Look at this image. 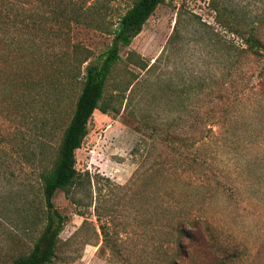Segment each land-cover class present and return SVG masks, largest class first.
Listing matches in <instances>:
<instances>
[{
    "label": "rangeland",
    "instance_id": "1",
    "mask_svg": "<svg viewBox=\"0 0 264 264\" xmlns=\"http://www.w3.org/2000/svg\"><path fill=\"white\" fill-rule=\"evenodd\" d=\"M14 1L44 16L46 40L42 33L33 42L40 56L68 53L74 44L100 53L111 35L67 17L98 8L114 22L130 3ZM224 1L264 43V0ZM208 3L163 0L119 50L105 86L111 110L92 112L74 151L75 168L90 176V198L85 186L73 192L78 204L56 191L53 205L69 218L47 264H177L185 244L177 228L192 229L194 218L211 258L199 245L189 264H264V60L214 23ZM21 37L23 57L13 66L32 75L39 69L29 36ZM128 52L137 63L125 61ZM78 89L66 92L60 122ZM25 108L19 115L0 106V134L23 135L20 151L0 143V264L25 253L37 232L25 202L38 194V181L22 158L39 148L49 158L62 127L43 138L46 108L37 101Z\"/></svg>",
    "mask_w": 264,
    "mask_h": 264
},
{
    "label": "trees",
    "instance_id": "2",
    "mask_svg": "<svg viewBox=\"0 0 264 264\" xmlns=\"http://www.w3.org/2000/svg\"><path fill=\"white\" fill-rule=\"evenodd\" d=\"M49 0H45L48 3ZM163 0H129L128 7L117 16L114 22L106 21L104 13L98 8L84 12H75L69 15L68 20L75 24H83L111 35L107 47L96 55L78 44L72 45L68 53L59 51L58 54L37 55L33 42L36 36L43 33L46 40L42 14L37 11L25 9L23 4L14 0H0V106L3 109L10 106L20 115V108L39 102L47 110V121L42 123L45 131L56 128L62 123L59 139L48 158L44 157L39 148L24 154L22 158L26 164L35 169L38 181V194L27 198L26 207L31 209L28 225L37 227V232L28 237L29 247L23 254H18L4 264H47L55 255L58 234L68 215L60 213L53 205L52 198L56 191H62L70 202L78 204L73 192L85 186L84 196L90 198V176L86 171L79 172L74 165V151L77 149L87 133V122L94 110L107 113L111 110L106 99L105 86L115 67L121 59L119 50L127 46L131 39L140 31L142 25L153 12L155 7ZM209 8L213 11V21L221 28L227 30L241 39L243 49L248 54L264 60V43L256 34V26L246 23L238 17L233 9L226 8L224 0H209ZM28 19L25 20L24 14ZM29 37V57L36 63L35 74L24 72L18 75L17 66L20 61L22 35ZM26 40V39H25ZM39 45V44H38ZM233 48H236L232 45ZM133 52H128L125 61L137 63L132 58ZM65 56H69L64 60ZM134 57V56H133ZM79 88L75 96L69 116L65 121L59 119L64 116L62 101L66 92ZM10 112H8L9 114ZM63 115V116H62ZM23 116V115H22ZM14 138H5L0 134V143L8 144L9 148L19 149L23 145V135L14 134ZM20 135V136H19ZM42 140V139H41ZM40 142V141H39ZM41 144V142L39 143ZM40 146V145H39ZM5 156V151L0 148V159ZM100 188L97 187V190ZM80 211V210H77ZM81 214L80 212H77ZM98 217V214H96ZM85 221V220H83ZM198 218L187 222L191 228H177L179 237L185 239V244L180 246L181 262L191 263L193 252L191 249L200 247L203 254H211L208 250L210 244L204 240L203 231L199 226ZM184 224V223H183ZM99 231L105 239V228L99 226ZM199 248H196L199 249ZM175 264V263H174Z\"/></svg>",
    "mask_w": 264,
    "mask_h": 264
}]
</instances>
